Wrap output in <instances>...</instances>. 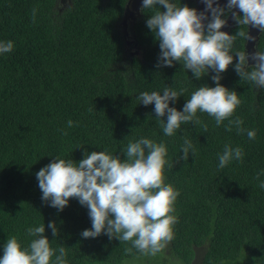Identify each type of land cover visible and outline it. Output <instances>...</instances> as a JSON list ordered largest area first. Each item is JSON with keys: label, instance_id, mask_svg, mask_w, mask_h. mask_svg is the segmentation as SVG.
<instances>
[{"label": "trees", "instance_id": "1", "mask_svg": "<svg viewBox=\"0 0 264 264\" xmlns=\"http://www.w3.org/2000/svg\"><path fill=\"white\" fill-rule=\"evenodd\" d=\"M63 1L0 0V42L14 44L10 53L0 54V257L7 239L16 237L27 248L32 239L27 229L45 224L56 254L65 247L66 264H195L196 257L200 264H264V189L259 187L264 88L241 80L234 57L220 83L237 92L241 103L231 119H242L245 131L235 125L227 131L228 120L217 126L198 110L201 123L182 124L166 136L154 103L144 106L139 95L162 94L165 87L185 90L169 103L182 111L199 87L216 86L215 73L209 70L197 80L182 62L157 67L159 42L146 24L156 9L142 11L141 6L132 21L128 30L139 51L130 53L121 25L127 0ZM173 2L194 7L191 0ZM234 26L232 35L246 32L247 26ZM244 42L237 36L231 54L243 52ZM256 47L264 52V32ZM248 130L256 132L255 139L248 138ZM141 138L165 144V183L179 192L174 239L155 256L104 234L83 238L81 233L92 227L88 208L76 198L63 211L51 207L42 201L36 178L53 159L78 163L85 151H106L123 160L128 143ZM185 139L193 145L187 161L182 159ZM225 145L240 147L243 158L221 169ZM50 222L58 228L57 237L47 227ZM54 261L55 255L50 264Z\"/></svg>", "mask_w": 264, "mask_h": 264}, {"label": "clouds", "instance_id": "2", "mask_svg": "<svg viewBox=\"0 0 264 264\" xmlns=\"http://www.w3.org/2000/svg\"><path fill=\"white\" fill-rule=\"evenodd\" d=\"M202 2L205 9L198 12L186 4L178 6L173 0H143L142 11L156 9L146 24L159 42L161 53L157 67H172L174 63L182 62V66L190 70L197 80L206 76L209 70L215 73L211 79L216 86L199 87L187 99L182 111L170 107L169 103L176 102L185 90L178 93L171 87H165L162 94L153 91L139 95L138 99L144 106L154 103L155 117L161 122L166 136L174 135L182 124L201 123L198 110L213 117L217 126L228 120L227 131L232 130V125L238 132L245 131L241 127L242 119H231L241 103L237 92L220 83L221 73L233 64L234 57L238 58L234 68L241 80L264 88V52L258 50L249 54L244 50L231 54L237 36L245 40L254 39L249 35V25L264 32V0H228L223 7L216 0ZM227 13H231L236 24L247 26V32L241 30L229 35L221 31L227 25ZM13 48L10 40L0 42V54L10 53ZM249 60L255 61L251 67H248ZM165 116L166 121L162 119ZM73 126L72 120L67 121L68 128ZM204 129L207 131V125ZM63 134L68 133L65 131ZM247 136L250 140L255 139L256 132L248 130ZM191 149L192 142L185 139L183 160H188ZM192 154L194 156L195 152ZM124 155L126 158L121 160L120 156L106 151H85V158L78 163L71 159H53L36 173L42 201L63 211L70 198H76L88 208L92 223L91 229L81 233L83 238L104 234L120 242L130 241L141 254L155 256L174 239L173 225L178 222L173 213L179 192L165 183L167 148L163 142L141 138L129 142ZM242 158L240 147L233 149L225 145L223 154L219 155L218 166L222 169L232 160L242 161ZM259 187L264 189V181ZM47 227L51 229L52 236L57 237L55 222H50ZM45 230V224L28 228L27 235L32 239L27 248L22 247L16 237L7 239L0 264H50L54 255V264H66L65 247L60 246L57 255V250L50 247ZM125 252L130 254L132 248H126Z\"/></svg>", "mask_w": 264, "mask_h": 264}, {"label": "water", "instance_id": "3", "mask_svg": "<svg viewBox=\"0 0 264 264\" xmlns=\"http://www.w3.org/2000/svg\"><path fill=\"white\" fill-rule=\"evenodd\" d=\"M196 5V9L198 12L204 11L205 9V4L202 2V0H194ZM217 3H219L221 6L227 4L228 0H216ZM143 4V0H127L125 6H124V11H123V17L121 21L122 29L126 28L127 26V19L128 18H135L140 14V9ZM215 6V4L213 5ZM233 11L238 12V9H233ZM210 12L208 13V15ZM233 19L231 17V13L228 14L227 16V25L221 29V31L227 32L228 33V28L229 26L232 25ZM247 32V31H246ZM248 32L251 37H254V39L251 40H245L244 44V49L246 53H253L258 51L256 44L259 38L260 30L257 28H253L250 25L248 26ZM139 50L135 51L138 52ZM255 63V61L249 60L248 66H251Z\"/></svg>", "mask_w": 264, "mask_h": 264}, {"label": "flooded vegetation", "instance_id": "4", "mask_svg": "<svg viewBox=\"0 0 264 264\" xmlns=\"http://www.w3.org/2000/svg\"><path fill=\"white\" fill-rule=\"evenodd\" d=\"M191 1H192L193 4H194V7H193V8L196 9V5H197V4L195 3L194 0H191ZM225 5H226V4H225ZM225 5H223V6H225ZM223 6H222V7H223ZM228 14H229V13L226 14V18H227V16H228ZM139 15H140V14H139ZM139 15L136 16L135 18H128V19H127V26H126V28H123V35L125 36V38H126L127 40L132 39V43H131V44L137 48L136 51L139 50V48H138L137 43L135 42L134 38L132 37V35L129 34V30H128V28L131 26L132 21L136 20V19L139 17ZM209 15H210V14H209ZM234 27H235V26H234V20H233L232 25L229 26V28H228V34H229V35H232L231 32H232V29H233ZM246 31H247V29H246ZM260 33H261V32H260ZM244 44H245V42H244ZM127 48H128V47H127Z\"/></svg>", "mask_w": 264, "mask_h": 264}, {"label": "rangeland", "instance_id": "5", "mask_svg": "<svg viewBox=\"0 0 264 264\" xmlns=\"http://www.w3.org/2000/svg\"><path fill=\"white\" fill-rule=\"evenodd\" d=\"M61 1H63V0H61ZM131 43H132V39H129V40L126 41V45L129 48L130 53H133L134 51H136L137 48L135 46H133ZM193 262L195 264H200V259H198L196 257V259Z\"/></svg>", "mask_w": 264, "mask_h": 264}]
</instances>
